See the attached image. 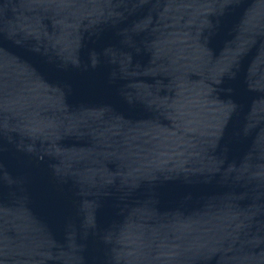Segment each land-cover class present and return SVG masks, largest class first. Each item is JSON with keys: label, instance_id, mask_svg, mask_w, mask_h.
I'll list each match as a JSON object with an SVG mask.
<instances>
[{"label": "water", "instance_id": "obj_1", "mask_svg": "<svg viewBox=\"0 0 264 264\" xmlns=\"http://www.w3.org/2000/svg\"><path fill=\"white\" fill-rule=\"evenodd\" d=\"M0 264H264V0H0Z\"/></svg>", "mask_w": 264, "mask_h": 264}]
</instances>
